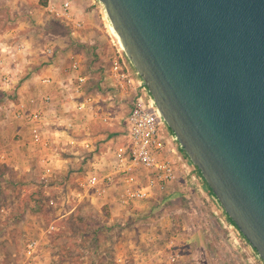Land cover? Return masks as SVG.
I'll list each match as a JSON object with an SVG mask.
<instances>
[{
    "label": "water",
    "instance_id": "95a60500",
    "mask_svg": "<svg viewBox=\"0 0 264 264\" xmlns=\"http://www.w3.org/2000/svg\"><path fill=\"white\" fill-rule=\"evenodd\" d=\"M163 119L264 261V0H98Z\"/></svg>",
    "mask_w": 264,
    "mask_h": 264
},
{
    "label": "built area",
    "instance_id": "2783aa9c",
    "mask_svg": "<svg viewBox=\"0 0 264 264\" xmlns=\"http://www.w3.org/2000/svg\"><path fill=\"white\" fill-rule=\"evenodd\" d=\"M73 7V0H62L59 5L51 3L49 11L74 28L75 34L83 24L76 18ZM10 33L0 37L2 87L11 86L16 76L25 73L34 49L27 39ZM114 38L106 94L90 90L91 73L84 59L72 53L70 62L55 67L59 74H44L37 79L31 96H20L4 106L5 117L21 122L27 129L28 144L37 154L42 167L41 177L47 186L59 178V163L72 160L71 155L64 154L69 152L76 156L78 167L74 170L71 186L73 198L78 203L90 201L108 206L115 216H121L133 214L143 203L166 199L169 189L182 182L206 192L203 178L180 148L149 88L137 71L132 70L125 51ZM58 52L55 45L48 43L43 54L48 56L47 61H56ZM118 98L120 102H130L129 113L122 121V138L120 135L98 138L96 126L113 125L116 119L111 107L103 106L102 100ZM0 160L12 163V152L0 148ZM45 192L50 202L56 204L54 194L48 188ZM229 226L238 232L234 238L236 243L242 246L244 240L254 250L250 261L264 264L256 249L230 219ZM55 229L52 224L43 228L38 237L28 239L23 251L27 263L40 258L42 239ZM175 239H171V245L175 244ZM169 259L177 262L180 255L172 251ZM118 260L123 258L119 256Z\"/></svg>",
    "mask_w": 264,
    "mask_h": 264
},
{
    "label": "rangeland",
    "instance_id": "374dc122",
    "mask_svg": "<svg viewBox=\"0 0 264 264\" xmlns=\"http://www.w3.org/2000/svg\"><path fill=\"white\" fill-rule=\"evenodd\" d=\"M40 3H37L39 7ZM13 11L14 8L5 0H0V13L3 12L6 16L0 22V30L19 25L12 17ZM24 14L28 16L30 12L26 11ZM43 16V19L32 18L31 27L28 26L37 37V42L34 43L42 56L48 43L58 44V39L62 40L64 46L69 43L70 48L82 53L92 69L96 70L91 73L93 82L101 80L106 85L109 82V47L103 45L102 37L97 35L92 40L91 36L96 35L95 32H87V36L70 35L62 26L63 22L59 25L50 18L46 21V15ZM22 30L27 31V28ZM55 33L64 36L56 39L53 36ZM130 66L132 70L135 69L132 63ZM119 99L115 109L118 115L125 117L129 113L130 102H119ZM1 103L0 100V105ZM123 117L118 120L116 127L120 138L124 130ZM0 121L6 125L13 123L5 115ZM2 164L4 163H0V176L2 172L6 174L3 173L0 177V213L12 216L15 211L17 215L20 209L25 210L23 214L28 213L29 221L38 228L34 237H38L43 228L52 224L56 226L55 230L65 224L68 235L56 238L58 249L51 241L52 232L42 239L41 256L38 260L44 264H55L54 258L59 257L61 252L69 258L63 264H253L250 257L254 256V250L244 240L242 246L235 242L238 232L229 226L223 206L208 189L201 192L182 182L171 187L167 193L170 196L179 191L181 193L178 196L147 202L136 208L133 214L115 216L109 207L108 211L105 206L101 207L90 201L78 203L74 200L71 184L78 164L72 163L65 167L59 178L51 181L48 186L40 176V168L36 163L30 172L11 170ZM47 188L54 194L56 204L50 202L45 192ZM39 200L46 204L45 212L39 213L35 209ZM24 201H29V205H22ZM52 204L54 208H50ZM174 237L175 244L171 245ZM134 251L138 253L139 261L133 256ZM172 251L180 255L179 261H170L169 253ZM123 252L127 253L126 261L118 263L117 255ZM48 261L50 262L47 263Z\"/></svg>",
    "mask_w": 264,
    "mask_h": 264
},
{
    "label": "crops",
    "instance_id": "0c3cea01",
    "mask_svg": "<svg viewBox=\"0 0 264 264\" xmlns=\"http://www.w3.org/2000/svg\"><path fill=\"white\" fill-rule=\"evenodd\" d=\"M5 1L10 5L11 8H14L13 11L14 13L12 14V17L16 19V22L19 25L6 30L1 29L2 31L0 30V33H2V35H0V37H4V34L7 36L11 32L13 35H17L19 37L27 39L30 43L33 44L34 49H32L33 53L29 57L30 63L28 64L25 73L16 76L14 78V83L9 87L8 86L2 87L0 85V97H1L0 100L2 101L0 105V120L3 118V115H5L3 113L2 108L8 105L7 104L8 102H10L11 100H18L20 96H31V94L35 90L36 87L35 82L37 81V79L44 74H59V71L55 67L70 62V56L72 55V53L80 55L84 59L86 67H88V62L84 57V55L70 48L69 43L66 44V46H64L62 44V40L58 39V36L60 37L62 36L63 38L64 35L58 33L53 34V36H55V38L58 39L57 42L58 44H53V43L52 44L55 45L56 49L59 51L58 52L59 57L57 58L56 61L53 60L47 61L48 56H45L44 54L42 56L41 52L38 51L37 44L34 43V41L37 42V37H35V35H33L31 31L28 29L29 27H31L32 18L43 19V17H45L43 16V14H45L46 21L49 20L50 18L52 21L59 23V25L63 22L62 26L68 30V33L70 35L73 36H78V35L81 36L82 34H85L87 36L88 35L86 34L87 32L89 33L95 32L96 35L94 36L92 35V33L90 34L92 35L91 36L92 40L96 39L97 35L101 36L102 37L101 39L104 43L103 45L104 46L107 45V48L109 47L107 51L108 55L107 54L106 55L110 58V54L114 49L113 39L115 38L111 32L110 24L105 16L104 8L99 3L98 0H73L74 3L73 11L76 15V18L80 20L83 24L81 28L75 30V34H73L74 28H72L69 25H66L64 21L55 17V15L49 11V5L51 3H55L59 5L62 0H8V1L5 0ZM37 3H40V7L39 5H37ZM26 11H29L30 15L26 16L24 14V12ZM44 11H46V13ZM4 15L5 13L3 12L0 13V22L3 21V19L5 20V18L3 17L6 16ZM26 28L27 31L22 30ZM11 33L10 35H12ZM109 58H108V62H109ZM92 83L93 81L91 80V84ZM102 84L104 88H107V84L106 85H104V83ZM91 91L102 92L103 94H106V91H100L94 89H91ZM117 100L118 99L102 100L103 106L111 107V110L115 114L116 119H115V124L113 125L102 123V125L99 124L96 126V128L98 129L95 135L98 138L118 135L117 131L119 129H117L116 127L119 123L118 120L121 119V117L123 116L118 115L115 109L116 104L118 103ZM10 121H13V123H11L10 125L4 124L3 121H2L3 124H1L0 121V148L10 150L13 155L12 163L9 164L4 163V164L6 165L7 168H10L11 170H16L19 172H30L32 170L33 164L36 163L37 166L40 168L39 174L41 176L42 167L36 157L37 154H35V150H33V148L30 147L28 144L27 129L19 121H15V120H10ZM101 128H103L104 130H100ZM69 155L72 156L71 161L69 162L61 161L59 163L61 165V173L64 171L63 169L71 165L72 162L74 165L78 164L75 155L69 152L64 154V156H69ZM0 163H3V161L0 160ZM3 173L4 172H2V176ZM169 197L170 196H168V198ZM143 204H141V207L143 206ZM16 213L17 212L15 211L12 216H10V214L5 215L3 213H0V264H29L27 263V260L24 257L23 251L25 248V244L27 243V239L30 238L31 236L33 237L37 233L38 228L36 227V225L32 224V222L29 221L28 213H26V215L23 214V217L21 219L17 218V215H15ZM119 256L123 258L122 261L118 260ZM133 256L137 261H139V255L137 252L134 251ZM126 257H127V253L123 252L121 254H118L116 259L118 263H125ZM49 262L50 261H48L47 263ZM30 264H44V262L36 259V261H32Z\"/></svg>",
    "mask_w": 264,
    "mask_h": 264
},
{
    "label": "trees",
    "instance_id": "16d2710c",
    "mask_svg": "<svg viewBox=\"0 0 264 264\" xmlns=\"http://www.w3.org/2000/svg\"><path fill=\"white\" fill-rule=\"evenodd\" d=\"M47 3V2H46ZM129 60V59H128ZM130 62V61H129ZM131 63V62H130ZM133 66V65H132ZM134 68V67H133ZM87 69H88V72H90V73H93V71L95 72L96 70H93L92 69V67H91V64H88V67H87ZM104 70V67H102V71ZM91 79H92V77H91ZM93 81V80H92ZM91 89H94V90H100V91H107L106 89L107 88H104L103 87V84H102V81L101 80H98L97 81V83H92L91 85H90V90ZM184 152V154L187 156V154L185 153V151H183ZM187 158H189L188 156H187ZM195 170H196V172L202 177V175H201V172L198 170V168L195 166ZM203 178V177H202ZM203 181H204V183H205V185H206V187H207V189H208V191L212 194V195H214L213 194V192H212V190H211V188L207 185V183H206V181L204 180V178H203ZM181 192H174L172 195H170V198H173V197H176V196H178L179 194H180ZM32 196V195H31ZM215 196V195H214ZM216 197V196H215ZM49 198V197H48ZM29 201L28 202H25L24 201V203L22 202V205H29ZM45 203L43 202V200H39V202L38 203H36L35 204V209L39 212V213H41V212H45ZM50 207V206H49ZM106 207V209L109 211V209H108V206H105ZM50 208H54L53 207V204L51 205V207ZM50 208H49V210H50ZM24 211L25 210H21L20 209V212L17 214V218H22V216H23V213H24ZM50 212V211H49ZM46 213H47V211H46ZM229 219H230V217H229ZM231 220V219H230ZM231 222L232 223H234L232 220H231ZM235 224V223H234ZM236 225V224H235ZM70 229H72V228H70ZM52 238H51V241L53 240V245H55L56 247V249H58L59 247H58V245H57V242H55V240H56V238H59V237H61V236H64V235H68L67 234V230H66V228H65V224H62L61 225V228H59V230H55L54 232H52ZM57 256V254H55V257ZM55 260H54V263L55 264H63V262H65L66 260H68L69 258H67V256H65V254H64V252H61L60 253V255H59V257H56V258H54ZM97 263V262H96ZM94 264V263H93Z\"/></svg>",
    "mask_w": 264,
    "mask_h": 264
},
{
    "label": "bare ground",
    "instance_id": "6f19581e",
    "mask_svg": "<svg viewBox=\"0 0 264 264\" xmlns=\"http://www.w3.org/2000/svg\"><path fill=\"white\" fill-rule=\"evenodd\" d=\"M112 29V28H111ZM114 34V33H113ZM115 35V34H114Z\"/></svg>",
    "mask_w": 264,
    "mask_h": 264
}]
</instances>
